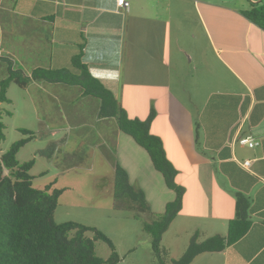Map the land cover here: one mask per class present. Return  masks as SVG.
Wrapping results in <instances>:
<instances>
[{"label": "crops", "instance_id": "crops-1", "mask_svg": "<svg viewBox=\"0 0 264 264\" xmlns=\"http://www.w3.org/2000/svg\"><path fill=\"white\" fill-rule=\"evenodd\" d=\"M127 1L128 11L116 0H0V82L9 69L25 77L36 69L79 74L73 65L78 58L130 119L144 121L155 113L150 133L160 138L177 171L175 182L184 189L182 208L162 239L174 223L184 226L178 232L192 236L190 243L226 237L236 216L235 194L241 193L249 201L247 233L191 264H264V31L245 17L264 0ZM12 86L19 85L11 82L8 101L0 104L13 103ZM73 86L45 81L19 86L33 117L16 130H36L53 148L49 157L37 156L46 167L37 170L33 159L32 184L48 180L36 188L62 190L58 200L65 204L70 191L82 194L78 180L103 179L105 204H115L119 166L149 208L154 186L164 191L156 198L161 215L175 194L164 188L147 152L114 118L99 117L98 98ZM239 138L258 145L242 146ZM72 156L75 162L63 164Z\"/></svg>", "mask_w": 264, "mask_h": 264}, {"label": "trees", "instance_id": "trees-1", "mask_svg": "<svg viewBox=\"0 0 264 264\" xmlns=\"http://www.w3.org/2000/svg\"><path fill=\"white\" fill-rule=\"evenodd\" d=\"M245 17L264 31V3L252 6ZM73 65L80 70L79 74L74 75L67 69H36L31 77H25L22 72L9 69L7 78L0 82V102L8 101L5 94L11 82L25 87L31 81L77 84L86 95L100 100L99 117L116 120L119 130L147 152L153 167L162 175L166 188L175 194L174 200L167 203L164 212L156 217L151 214L142 190L130 185L121 167L115 168L113 197L119 202L120 199H127L131 206L135 205L133 209L138 213L150 215V220L143 222V230L152 238L158 264H191L201 254L221 252L240 240L250 227L249 201L243 194L236 193V216L228 223L226 237L215 236L200 244L193 239L186 252L170 263L160 257L162 236L182 208L184 189L175 182L177 171L167 159L160 138L150 133V123L155 113L151 110L144 121L130 119L112 92L92 77L78 58H75ZM20 131L29 137L14 142L0 156V264H117L119 258L113 245L102 232L72 221L55 222L54 213L62 191L50 190V186L43 190L33 187L29 170L34 160L21 164L16 158L19 150L32 139L33 133L24 129ZM195 145L201 149L197 123ZM50 147L46 157L53 150ZM40 154L43 155V151ZM4 171H7L6 175ZM87 233H92L93 238H88ZM95 241H101L111 249L107 260L96 255Z\"/></svg>", "mask_w": 264, "mask_h": 264}, {"label": "rangeland", "instance_id": "rangeland-1", "mask_svg": "<svg viewBox=\"0 0 264 264\" xmlns=\"http://www.w3.org/2000/svg\"><path fill=\"white\" fill-rule=\"evenodd\" d=\"M3 66H0L1 71ZM21 70H23V68H21ZM1 71L0 75L2 73ZM77 87L83 90V88L77 84L71 87V89L76 90ZM24 92L25 90L19 86H12L8 91V97L14 100L13 103L11 105L5 103L0 104V126L2 125V135L0 134V156L7 152L14 142L29 137V135L22 133V131L16 130L17 127H20V125L24 123L23 121L31 123L33 117L31 114V107L29 106L30 104H26V93ZM14 109L16 110L15 113L13 112ZM39 117L41 118L40 120H42L43 116L39 115ZM78 117L80 119V116ZM78 131L81 132V130ZM32 133V139H30L28 145H26L22 151L20 150L21 155L18 160L20 162H27L37 159L36 169L38 168L37 170H40L46 167V163L43 162L40 164V160H44L39 159L37 156H40L39 153L43 151V157H45L50 152L51 147L50 143L44 145V140L39 139L42 137V134L36 133V130H33ZM41 133L44 134V132ZM74 133L73 131L72 134ZM77 135H80V133ZM33 153L36 155L34 154V158L29 159L30 155H33ZM76 158V156H72L63 164L75 162ZM6 174L7 171H4V175ZM47 181L46 179L34 180V188L38 187L40 182L43 183ZM78 181H80L78 186L81 188L82 194L77 195L75 191H70L68 193L69 195H66L65 198L72 197L71 199L74 198L75 200L68 199L67 202L64 200L66 202L65 204H60L58 200V205L54 214L55 222L63 223L72 221L87 227H93L102 232L113 245V250L119 258L117 264H158V259L152 248V238L143 230V222H148L150 220V215L138 213V211L133 209L135 205L131 206V202L127 199H120L121 202L115 201V204L109 203V205H106V200H104L106 191L103 188V179L98 180L96 184L89 178ZM164 188L167 189L166 186ZM160 192L164 191L154 186V195L149 196L151 197L149 199L151 203L149 204L152 205L150 206L151 214L156 217L159 216V211L163 209L158 208L160 204H157L158 202L156 201L157 197H162V195L159 194ZM172 201L173 200H170L169 202ZM177 226L178 229L184 227L174 223L160 242V257L166 263H170L172 260H178L186 252L192 238V236L178 232ZM86 236L91 239L93 238L92 233H87ZM200 241L201 238L199 237L196 243L200 244L203 242ZM94 246L95 253L98 257L103 260H107L110 257L112 251L107 244L101 241H95Z\"/></svg>", "mask_w": 264, "mask_h": 264}, {"label": "built area", "instance_id": "built-area-1", "mask_svg": "<svg viewBox=\"0 0 264 264\" xmlns=\"http://www.w3.org/2000/svg\"><path fill=\"white\" fill-rule=\"evenodd\" d=\"M117 6L122 11H128L129 9V3L127 0H116ZM238 143L242 146H247L249 148H253L258 145V143L254 142L253 140L249 138H239ZM248 165V162L245 164V166Z\"/></svg>", "mask_w": 264, "mask_h": 264}]
</instances>
